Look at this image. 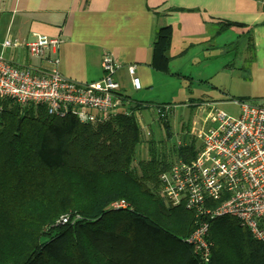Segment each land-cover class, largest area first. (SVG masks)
I'll return each instance as SVG.
<instances>
[{
  "label": "trees",
  "instance_id": "obj_1",
  "mask_svg": "<svg viewBox=\"0 0 264 264\" xmlns=\"http://www.w3.org/2000/svg\"><path fill=\"white\" fill-rule=\"evenodd\" d=\"M171 39L170 26L155 32L153 69L168 73ZM143 105L102 123H81L2 101L0 264H264V243L238 220L207 219L166 198L160 174L167 156L150 142V157L137 159L144 140L135 111ZM156 120L171 138L170 109ZM178 154L192 158L193 140ZM116 201L125 206L112 208ZM64 215L67 222L58 223ZM205 220L207 261L186 241Z\"/></svg>",
  "mask_w": 264,
  "mask_h": 264
},
{
  "label": "built area",
  "instance_id": "obj_2",
  "mask_svg": "<svg viewBox=\"0 0 264 264\" xmlns=\"http://www.w3.org/2000/svg\"><path fill=\"white\" fill-rule=\"evenodd\" d=\"M59 44L58 37L37 33L22 41L10 36L3 39L0 110L3 100H11L20 110L42 107L49 115H70L81 123H102L119 111L128 113V98L119 92L115 78L118 66L113 55L103 53L100 79L81 83L58 72L55 54ZM17 48H23L29 58L46 59L51 67L46 70L14 63L5 52ZM50 54L54 56L49 57ZM127 72L132 87L140 89L135 66L129 65ZM202 106L205 115L194 118L192 133L182 134L170 148L168 168L160 174L162 192L172 204L185 203L207 219L233 217L254 239L264 243V103L239 102L235 118L226 116L212 102ZM155 109L157 115L170 107L155 105ZM142 128V136L148 138L151 132ZM191 140L195 155L185 160L178 150L188 146ZM124 206L122 201L111 204L112 208ZM67 220L68 216L64 215L58 223ZM207 229L208 222L202 221L186 239L204 261L208 260L211 245L206 239Z\"/></svg>",
  "mask_w": 264,
  "mask_h": 264
},
{
  "label": "crops",
  "instance_id": "obj_3",
  "mask_svg": "<svg viewBox=\"0 0 264 264\" xmlns=\"http://www.w3.org/2000/svg\"><path fill=\"white\" fill-rule=\"evenodd\" d=\"M226 22L235 25L219 32ZM164 26L172 30L171 59L230 27H249L253 65L264 68V0H0V47L6 36L21 41L33 33L58 37L57 70L81 83L102 77L101 58L109 52L118 66L119 92L131 107L146 102V91L173 76L149 64L154 34ZM5 56L20 65L51 67L46 59L29 58L23 48L6 50ZM129 65L135 66L140 89L131 85ZM132 92L140 99H132Z\"/></svg>",
  "mask_w": 264,
  "mask_h": 264
},
{
  "label": "rangeland",
  "instance_id": "obj_4",
  "mask_svg": "<svg viewBox=\"0 0 264 264\" xmlns=\"http://www.w3.org/2000/svg\"><path fill=\"white\" fill-rule=\"evenodd\" d=\"M248 29L246 26L230 27L207 44L189 47L188 51L170 60L168 74L173 76L146 91L144 107L135 111L142 129L151 132L146 139L141 135L145 140L138 149L137 159L150 157V142L156 144L154 151L163 152L167 160L170 159L171 146L185 132L192 133L196 116L205 115L204 110H199L205 101L212 102L216 109L232 118L239 113V102L264 103V97L260 96L264 93V68L253 65V45ZM132 93V99H140ZM157 104L170 107L173 131L171 129L169 139L164 137L156 120Z\"/></svg>",
  "mask_w": 264,
  "mask_h": 264
}]
</instances>
